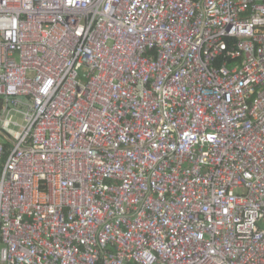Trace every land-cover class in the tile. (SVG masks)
Instances as JSON below:
<instances>
[{
	"label": "built area",
	"instance_id": "built-area-1",
	"mask_svg": "<svg viewBox=\"0 0 264 264\" xmlns=\"http://www.w3.org/2000/svg\"><path fill=\"white\" fill-rule=\"evenodd\" d=\"M0 264H264V0H0Z\"/></svg>",
	"mask_w": 264,
	"mask_h": 264
}]
</instances>
